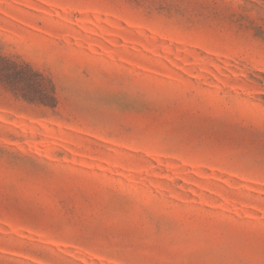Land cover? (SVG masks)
I'll return each instance as SVG.
<instances>
[{"label": "rangeland", "instance_id": "1", "mask_svg": "<svg viewBox=\"0 0 264 264\" xmlns=\"http://www.w3.org/2000/svg\"><path fill=\"white\" fill-rule=\"evenodd\" d=\"M0 264H264V0H0Z\"/></svg>", "mask_w": 264, "mask_h": 264}, {"label": "trees", "instance_id": "2", "mask_svg": "<svg viewBox=\"0 0 264 264\" xmlns=\"http://www.w3.org/2000/svg\"><path fill=\"white\" fill-rule=\"evenodd\" d=\"M12 65L14 66V68H15L16 71H20L19 66H18L17 64L12 63ZM26 68L29 69L30 74L35 75V76H38V77H40L41 79H44V77L42 76V74L33 71V70H32L31 68H29L28 66H26ZM40 95H41V96H40L41 98H39V101H41V102H43V103L46 102L45 99H47V98H49L50 100L53 99V96H51V95H50L49 93H47L46 91H40Z\"/></svg>", "mask_w": 264, "mask_h": 264}]
</instances>
